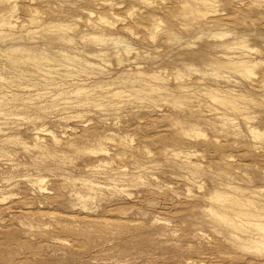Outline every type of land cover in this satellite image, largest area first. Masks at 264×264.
I'll use <instances>...</instances> for the list:
<instances>
[{"label":"rangeland","instance_id":"1","mask_svg":"<svg viewBox=\"0 0 264 264\" xmlns=\"http://www.w3.org/2000/svg\"><path fill=\"white\" fill-rule=\"evenodd\" d=\"M263 206L264 0H0V264H264Z\"/></svg>","mask_w":264,"mask_h":264},{"label":"bare ground","instance_id":"2","mask_svg":"<svg viewBox=\"0 0 264 264\" xmlns=\"http://www.w3.org/2000/svg\"><path fill=\"white\" fill-rule=\"evenodd\" d=\"M10 15V14H9ZM11 16V15H10ZM9 16V17H10ZM5 21V20H4ZM7 22V21H6ZM9 22V21H8ZM10 23V22H9ZM5 25H7V23H4ZM4 25V26H5ZM11 25V24H10ZM17 26V25H16ZM10 28V27H9ZM242 57V56H241ZM237 61V60H236ZM238 62V61H237ZM240 62H242V61H240ZM248 62L249 61H245L244 63L245 64H243V66L245 67V70H246V68L247 67H249V66H246L247 64H248ZM236 63V62H235ZM238 65V64H237ZM242 65V64H241ZM239 68V67H238ZM251 68V67H250ZM250 68H248V69H250ZM242 69H244V68H242ZM46 71V70H45ZM248 71V70H247ZM190 86V85H189ZM214 97V96H213ZM100 150H102V149H100ZM96 152V151H95ZM233 196V195H232ZM231 195H229V194H226V193H223V192H214V194L212 195V198H214L215 200H217V201H220V202H223V204H225V205H227V207H233V205H235V204H237V203H239L240 201L239 200H236L234 197H232ZM243 202V201H242ZM245 202V201H244ZM249 202H251V203H253V201H249ZM248 202V203H249ZM250 204V203H249ZM255 205V204H254ZM264 207V206H263ZM233 211V210H232ZM261 211H264V208L261 210ZM253 212V213H252ZM252 212H250V211H247V212H243V216L244 215H246V216H250V215H254L255 217H257V216H263L262 215V212H260L259 214H254V211H252ZM214 213L216 214V215H218L220 218H223V219H226L224 216H222L221 215V213H219V211H214ZM224 213V212H223ZM223 215H225V213L223 214ZM226 216V215H225ZM226 217H228V216H226ZM237 218V217H236ZM232 219V218H231ZM227 220V219H226ZM255 223V224H254ZM246 224L247 225H256L257 227H259L261 230H264V223H261V222H251V221H246ZM244 226V225H243ZM264 241V240H263Z\"/></svg>","mask_w":264,"mask_h":264}]
</instances>
